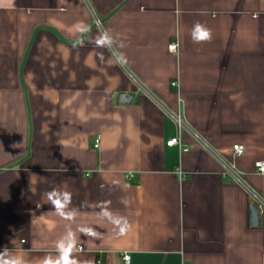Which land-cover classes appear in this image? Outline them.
<instances>
[{
    "label": "crops",
    "instance_id": "obj_1",
    "mask_svg": "<svg viewBox=\"0 0 264 264\" xmlns=\"http://www.w3.org/2000/svg\"><path fill=\"white\" fill-rule=\"evenodd\" d=\"M198 22L211 41L193 40ZM178 111L186 151L167 145ZM258 160L264 0H0V251L24 264L58 258V243L76 264H264ZM53 189L70 194L64 216Z\"/></svg>",
    "mask_w": 264,
    "mask_h": 264
},
{
    "label": "clouds",
    "instance_id": "obj_2",
    "mask_svg": "<svg viewBox=\"0 0 264 264\" xmlns=\"http://www.w3.org/2000/svg\"><path fill=\"white\" fill-rule=\"evenodd\" d=\"M191 34L195 42H208L211 41L213 36L212 30L199 22L194 25ZM47 197L57 214L64 216V210L70 202V194L68 192H61L57 189H53L47 194ZM57 249L59 251L58 258H46L44 264H76V262L71 258L67 246L62 243H58ZM0 264H24V262L12 256L8 249L5 248L3 251H0Z\"/></svg>",
    "mask_w": 264,
    "mask_h": 264
},
{
    "label": "built area",
    "instance_id": "obj_3",
    "mask_svg": "<svg viewBox=\"0 0 264 264\" xmlns=\"http://www.w3.org/2000/svg\"><path fill=\"white\" fill-rule=\"evenodd\" d=\"M177 48H178V43L172 42L171 44H169V49L171 51H176ZM172 84L176 85L177 82L173 81ZM174 116H175V119L177 122L178 131H177V134L175 136H173L167 140V145H169V146L179 145L183 150L186 151L189 149V147H188V145L184 144L183 140H182V130L186 128L185 127L186 126L185 121H184L180 111L174 112ZM99 139H100V136L98 135L95 139L96 144H98ZM244 150H245V148H244L243 144H241V143L233 144V151H234L235 156L242 155L244 153ZM223 162L225 165L224 174H230L233 178L240 180V181L244 180L242 173L236 168L235 163L228 162L226 160H224ZM256 168H257L258 172L263 173L264 172V160L256 161ZM181 176H182V173L179 171V177H181ZM129 177H133V173H130ZM253 194H254L255 198L257 199L256 202L259 203L258 205H262V203H263L262 197L257 192H253ZM123 259L125 260V262L129 263L130 262V255L128 253H124ZM97 262H98V264L103 263L102 259H98Z\"/></svg>",
    "mask_w": 264,
    "mask_h": 264
},
{
    "label": "water",
    "instance_id": "obj_4",
    "mask_svg": "<svg viewBox=\"0 0 264 264\" xmlns=\"http://www.w3.org/2000/svg\"><path fill=\"white\" fill-rule=\"evenodd\" d=\"M132 98V93H124L121 92L118 96V101L119 102H129ZM259 207L252 203L250 205V220H251V225L255 226L259 223Z\"/></svg>",
    "mask_w": 264,
    "mask_h": 264
}]
</instances>
